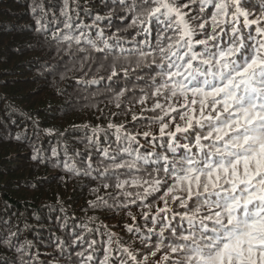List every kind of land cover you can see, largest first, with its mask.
I'll return each mask as SVG.
<instances>
[{
    "label": "snow or ice",
    "instance_id": "1",
    "mask_svg": "<svg viewBox=\"0 0 264 264\" xmlns=\"http://www.w3.org/2000/svg\"><path fill=\"white\" fill-rule=\"evenodd\" d=\"M38 7L35 32L73 57L77 86L107 79L117 84L108 86L116 109L137 123L151 113L143 132L109 121L111 142L101 137L106 129L100 125L71 124L59 133L90 129L89 151L74 153L87 157L86 165L65 162L64 170L100 181L92 192L113 190L88 207L124 213L132 221L125 231L139 233L145 250L137 252L101 224L87 229L105 238L101 244L74 234L71 241L58 240L59 252L66 243H87L73 264H264V0H105L106 16L92 15L91 4L78 0L33 4L34 16ZM118 14L124 24L106 36L101 22L111 27ZM137 104L139 113L132 111ZM151 125H158L156 132ZM140 136L145 144L163 143L145 149ZM34 151L32 160L45 163ZM51 153L58 159L57 148ZM17 237H0V244L14 249L11 264H31V241L16 247Z\"/></svg>",
    "mask_w": 264,
    "mask_h": 264
},
{
    "label": "trees",
    "instance_id": "2",
    "mask_svg": "<svg viewBox=\"0 0 264 264\" xmlns=\"http://www.w3.org/2000/svg\"><path fill=\"white\" fill-rule=\"evenodd\" d=\"M78 2L82 6L91 4L92 15L97 12L107 15L108 10L103 7L105 0ZM254 2L259 4V0ZM33 4L48 6L49 0H0V237L10 238L11 233H18V237L13 238L16 247L31 241V247L27 248L28 253L35 256L31 264H73L79 259L76 251L86 250L87 243L71 248L66 243L61 253L56 248L58 240L71 241L74 234H82L89 241L96 239L99 245L105 238L95 231L89 233L87 229L105 224L125 244L143 252L140 234L124 229L125 224L132 223L124 213L88 207V202L97 195L106 196L113 190L100 188L99 192H92L100 181L71 176L64 170L65 162L81 169L86 165L87 157L82 160L74 153L89 151L85 137L91 135L90 129L70 130L64 137L59 133L71 124L100 125L106 129V134L101 133V137L111 142L115 137L113 131L107 129L109 121L124 123L133 133L143 132L149 130L147 117L151 113H145V118L137 123L132 121L131 113L125 115L123 110L116 109L109 103L108 86L115 89L117 84L107 79L77 86L75 79L79 78V72L74 71L73 57L66 51L57 52L55 44L49 45L35 32V21L42 13L38 7L34 16ZM252 10L256 11L255 8ZM48 19L51 20V13ZM80 19H85L83 11ZM86 22L91 23V19ZM123 24L119 14L112 18L111 27L107 21L101 22L106 36ZM79 63L77 59L75 66ZM123 85L121 79L119 86ZM128 87L132 86L129 84ZM131 99L129 96L124 100V108L129 107ZM140 107L137 104L132 111L139 113ZM116 111L121 114L113 117L111 113ZM33 122H38V130ZM46 128L54 129L53 134H46ZM157 128L158 125H151L153 132ZM18 133L22 139H12ZM146 139L140 136L139 142L142 148L149 150H152V144L163 143L156 140L145 144ZM54 147L58 159L52 157ZM34 150L47 158L45 163L32 160ZM132 211L138 215L140 210L133 207ZM89 217H95V220L90 221ZM141 227H144L142 222ZM152 243H155V237ZM13 254V248L0 244V260L8 259L11 264ZM96 254L102 257V250Z\"/></svg>",
    "mask_w": 264,
    "mask_h": 264
},
{
    "label": "bare ground",
    "instance_id": "3",
    "mask_svg": "<svg viewBox=\"0 0 264 264\" xmlns=\"http://www.w3.org/2000/svg\"><path fill=\"white\" fill-rule=\"evenodd\" d=\"M14 29H15V27H14Z\"/></svg>",
    "mask_w": 264,
    "mask_h": 264
}]
</instances>
